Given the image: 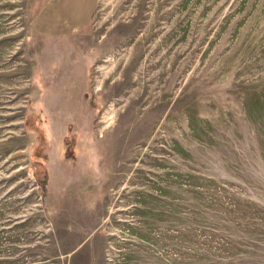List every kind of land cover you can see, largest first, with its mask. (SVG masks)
<instances>
[{
	"label": "rangeland",
	"instance_id": "374dc122",
	"mask_svg": "<svg viewBox=\"0 0 264 264\" xmlns=\"http://www.w3.org/2000/svg\"><path fill=\"white\" fill-rule=\"evenodd\" d=\"M0 0V264H264V0H96L77 38Z\"/></svg>",
	"mask_w": 264,
	"mask_h": 264
},
{
	"label": "crops",
	"instance_id": "0c3cea01",
	"mask_svg": "<svg viewBox=\"0 0 264 264\" xmlns=\"http://www.w3.org/2000/svg\"><path fill=\"white\" fill-rule=\"evenodd\" d=\"M96 0H44L32 19L33 31L42 37L77 38L87 27Z\"/></svg>",
	"mask_w": 264,
	"mask_h": 264
}]
</instances>
